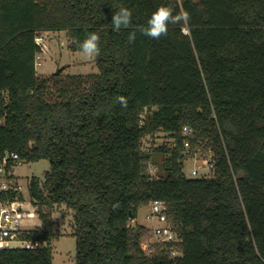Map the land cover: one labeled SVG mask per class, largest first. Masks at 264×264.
<instances>
[{"label":"trees","instance_id":"trees-1","mask_svg":"<svg viewBox=\"0 0 264 264\" xmlns=\"http://www.w3.org/2000/svg\"><path fill=\"white\" fill-rule=\"evenodd\" d=\"M161 5L191 14L188 35L180 24L159 40L141 34ZM121 6L132 25L115 32ZM53 30H66L74 51L98 34L100 72L40 75L37 37ZM184 126L192 149L213 154L212 178L186 176L182 142L143 151L145 139L179 138ZM41 159L51 167L28 191L43 223L26 238L45 244L0 248V264H54L61 205L74 215L75 264L264 259V0H0V206L24 200L1 188L2 169L14 187V167ZM155 200L179 234L178 257L142 247L149 230L133 220Z\"/></svg>","mask_w":264,"mask_h":264},{"label":"rangeland","instance_id":"rangeland-1","mask_svg":"<svg viewBox=\"0 0 264 264\" xmlns=\"http://www.w3.org/2000/svg\"><path fill=\"white\" fill-rule=\"evenodd\" d=\"M42 37V51L37 58V71L40 75H51L61 71L64 74H89L99 73L100 69L96 63V56L88 58L82 51L72 50L68 32L66 30L44 31ZM164 133L157 134L155 145H160L164 141ZM152 138L145 140V145H150ZM51 167L48 159H41L37 162L21 161L14 167V174L17 177V183L22 185L24 194V206L27 210L35 212L33 218L26 221L25 225L28 230H35L42 226V219L37 213V207L32 204L28 183L33 176L44 180L45 172ZM193 170L198 174L194 175ZM157 173V170L153 171ZM184 172L189 179L212 178L213 171L204 167V162L200 159L188 157L184 161ZM150 205L140 208L138 216L133 220L134 224L145 225L149 233L143 239L144 244L149 248L147 253H152L155 247L159 245L153 235V220L147 217L150 213ZM54 228L60 234L59 239L53 243L54 264H75L76 255V238L73 235L74 215L73 211L67 209L65 205L57 206L53 212ZM20 244L13 243V247Z\"/></svg>","mask_w":264,"mask_h":264},{"label":"built area","instance_id":"built-area-1","mask_svg":"<svg viewBox=\"0 0 264 264\" xmlns=\"http://www.w3.org/2000/svg\"><path fill=\"white\" fill-rule=\"evenodd\" d=\"M182 2V0H178ZM37 42L42 44V37H37ZM164 133V132H162ZM159 134V133H158ZM164 141L160 145H155V137L152 138L151 141H154V144L151 142L150 145H145L143 143V151H151L155 147H159L162 145H166L168 147H175L179 145V142L184 145L187 149L188 153L191 155L190 157L200 159L204 162V167L214 170L215 163H214V156L210 153L208 156L200 149H192L190 138L194 135V131L188 127L184 126L182 131V137H172L167 133H164ZM150 138V137H149ZM148 139V138H147ZM146 140V139H145ZM144 140V142H145ZM8 157H12L14 159H19L17 154L7 155L5 158V162L7 161ZM157 170L154 164H149V172L151 177H156V173L153 171ZM192 173L194 175L198 174L197 170H193ZM5 170L2 169L1 175V188L2 189H9L15 188L18 190H22V185L16 183L14 187L10 185V182L5 177ZM16 185V186H15ZM150 213H148L147 217L152 219L153 224V235L158 241L159 244L170 247L171 254L174 257H178L182 255V251L178 249L177 245L181 242L178 232L174 229V227L169 223L167 214H166V205L163 201H152L150 203ZM35 212H31L26 209L24 206V200L15 199L9 201L7 203H3L0 206V248H13V243L20 244L18 247H24L27 249H36L43 246V243L40 240H32L26 238L29 231L25 225L26 221L30 218H33ZM142 247L146 251L149 249L144 242L142 241ZM256 264H264V259H261Z\"/></svg>","mask_w":264,"mask_h":264},{"label":"clouds","instance_id":"clouds-1","mask_svg":"<svg viewBox=\"0 0 264 264\" xmlns=\"http://www.w3.org/2000/svg\"><path fill=\"white\" fill-rule=\"evenodd\" d=\"M173 13V7L161 5L151 14L147 21V26H141L138 30L141 34L151 39L159 40L162 36H167L169 24H180L182 25L180 29L181 34L188 35L190 32L191 14L182 6L179 7V11L175 14ZM111 22L113 31L115 32H119L122 28H130L132 25V11L127 7L121 6L119 10L113 14ZM135 38L136 32H130L128 36L129 42H134ZM99 40L100 37L98 34L90 33L83 42L80 43L82 52L88 58L91 59L99 55ZM118 102L124 108L128 106V100L124 96H119Z\"/></svg>","mask_w":264,"mask_h":264},{"label":"water","instance_id":"water-1","mask_svg":"<svg viewBox=\"0 0 264 264\" xmlns=\"http://www.w3.org/2000/svg\"><path fill=\"white\" fill-rule=\"evenodd\" d=\"M60 72V70L59 71H57V74Z\"/></svg>","mask_w":264,"mask_h":264}]
</instances>
